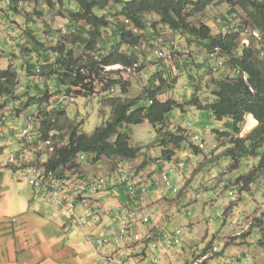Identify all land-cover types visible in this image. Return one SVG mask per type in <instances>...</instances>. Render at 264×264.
<instances>
[{"label": "rangeland", "instance_id": "1", "mask_svg": "<svg viewBox=\"0 0 264 264\" xmlns=\"http://www.w3.org/2000/svg\"><path fill=\"white\" fill-rule=\"evenodd\" d=\"M21 2L18 13L7 6L9 3H2L0 0V9L5 11L7 18L5 20L0 11V69H6L11 62L18 70L17 85L14 90L15 99L0 96V126L4 137L8 140L7 147L10 153L18 148L20 140L18 137L22 138L24 128L29 129V135L39 138L37 121H35L38 119L36 116L38 109L35 106L32 107L31 104L25 107L24 104L28 100L27 96L22 93L25 92L26 84L31 83L26 77L28 75L27 60L39 63L40 55L26 48V45L32 46V42L28 43L32 38L23 33L21 26H28L32 29L31 35L35 33V38L45 45L46 48L42 45L44 52L50 51L54 46L63 45L67 49H72L75 57L91 56L96 59L114 50L115 37L112 36L115 31L114 23L117 19L122 20V17L107 15L106 18L110 22L109 27L102 31L103 35L94 43V48L88 49L87 40H84L88 38V34H81L79 30L73 28L69 29L71 16H69L65 3L55 0V6L52 4L44 7L41 2L30 3L27 0ZM228 10L225 3L213 4L203 12L194 15L192 20L195 24L202 22L217 26ZM145 20V33L142 31L139 33L142 35L145 45L143 49L147 54L142 53L136 66L128 67L130 70L119 64L106 67L107 70L117 71L112 76L119 81L117 83L119 86L116 87V92L112 96L138 97L144 87L150 84L149 79L158 68L159 76L154 80L162 87L158 98L163 101L172 99L184 106L183 110L177 108L169 114L171 124L189 129L191 135H197V138L202 140L203 146L199 148V152L193 153V156L187 159L183 169L171 175V185L177 188V192L161 190V187L156 184V178L159 176V167L164 168L168 164L162 156L163 150H171L170 162L172 163L181 160L185 154L182 155L177 147L168 146L166 142L162 144V139L165 138L164 131L158 135L148 121L128 126L131 135L130 144L141 148L134 159L124 161L118 158L103 157V171L94 167L92 171L94 173L119 171L118 178L123 176L128 185L131 183L129 175L132 174L131 178L148 185L145 194L147 207L163 212V223L167 224L166 227L168 229L184 228L179 245L170 246L168 242V246L163 249H148L147 258L142 261L143 263L141 262L142 264H150L154 258L160 260L159 264H191L195 247L197 250H202L196 259H201L208 253L211 255L200 264H219L222 260L231 258L240 260L239 264H264V245L259 243V241L264 242V176L262 180L249 185L242 191L239 190L240 184L236 182L238 176L248 173L257 160L254 158L241 159L239 167L232 169L230 157L224 154L225 136L215 133L217 130L231 132V120L218 121L209 111L187 104L191 99L201 102L212 100V89H215L216 83L224 78L223 74L228 75L231 70L224 67L215 72L200 70L199 67L207 53L203 48L197 47L196 44L189 45L187 48L188 43L184 35L180 36L166 29L159 24V18L153 15L146 16ZM231 20L230 29L234 27L237 31L242 30L237 44L250 47L254 42L253 45H255L259 59L264 61V39L253 30L246 13L239 10L231 16ZM150 33H155V37L145 36ZM171 46L175 49L172 59L166 61L154 57V51L170 49ZM118 49L127 51L125 45H119ZM183 51H188V53L184 54ZM47 78L48 86L62 87L63 91L66 89L60 84L58 77L50 75ZM122 86L125 87L126 93L124 94H121ZM100 92L97 93L98 101H92L90 96L77 98L71 103L70 100L65 101L68 117L62 119L61 134L66 132L69 124L80 123L82 119L84 121L83 130L87 134H92L102 121L111 117L113 105L109 97H103L104 93L100 94ZM32 94L34 95L33 92ZM18 95H20L19 98H17ZM58 95H61V92ZM57 100L54 97L50 99V102L54 105ZM29 118H31L30 121ZM251 119L254 118L248 119L249 124L247 126L248 122H246L243 131L247 132L254 127L255 121ZM53 138L57 140L56 137ZM189 139L192 141V136ZM84 162L85 159L80 161L81 165H84ZM120 187L127 195L126 186L123 184ZM234 189L238 193L232 199L229 192ZM112 198L119 199V197L108 196V204L113 202ZM2 204L5 219L12 220V217L19 213L20 202L11 203L10 200H3ZM111 206H114L112 207L114 215L113 210L119 209L121 203L108 205L109 208ZM104 209L105 207L100 209V212L103 214V220H108ZM80 231L82 232L81 229ZM83 239L85 242V237ZM87 245L90 247L89 244ZM108 247L110 248L111 245ZM212 247H216L218 252L212 253ZM246 256H250L251 260H247Z\"/></svg>", "mask_w": 264, "mask_h": 264}, {"label": "trees", "instance_id": "2", "mask_svg": "<svg viewBox=\"0 0 264 264\" xmlns=\"http://www.w3.org/2000/svg\"><path fill=\"white\" fill-rule=\"evenodd\" d=\"M27 1L41 2L44 7L52 4L55 6V0ZM60 2L66 4L71 16L69 29L73 28L79 30L81 34H88V38H84L85 41L87 40L88 49L94 48V43L103 35L102 31L109 27L107 15H116L122 17V20L117 19L114 23L115 31L112 35L113 38L115 37L114 50L96 59L91 56L75 57L72 49H67L63 45L54 46L50 51L44 52L43 42L35 38V33L31 35L32 29L21 26L23 33L32 38L28 41L33 43L32 46L26 45V48L40 55L39 63L27 60L28 75L26 77L31 83L26 84L25 92L22 93L28 100L24 106L35 104L38 109L36 116L39 138H46L53 133V137H56V142L59 143L49 157L47 166L58 172L70 170L75 166V160L81 155L83 161L85 159L90 163H99L102 157L130 161L138 155L141 148L130 144L131 135L128 126L145 121L153 125L158 135L164 131L165 138L162 139V144L166 142L168 146L177 147L182 155L185 154L181 160L173 163L183 162L186 165L187 159L192 157L193 153L199 152V146L189 139L192 136L189 129L173 126L169 120V114L174 109H184L183 104L172 99L163 101L158 98L162 90L160 83L154 82L159 76L158 68L152 73L149 79L150 84L144 87L138 97L112 96L115 93L112 92V88L119 86L117 84L119 81L112 76L117 71L107 70L106 67L119 64L128 68L137 64L140 55L146 53L143 49L145 45L142 46L144 44L142 35L139 32H144L146 28V16L153 15L159 18V24L166 29L180 36L184 35L188 43L187 48L189 45L196 44L207 52L199 67L200 70L215 72L223 67L231 70L230 74H223L224 78L216 83L215 89H212V100L201 102L191 99L187 104L209 111L218 121L231 120V132L217 130L215 133L225 136L224 154L230 157L232 169L239 167L241 159L257 160L248 173L238 176L236 182L240 184L239 190L242 191L249 185L262 180L264 176V61L259 59L254 42L250 47L237 44L242 30L237 31L234 27L230 29V23L231 16L243 10L250 19L253 30L264 39V0H60ZM221 3H225L229 10L219 25L193 22L194 15L203 12L210 5ZM7 6L15 12L20 11L18 0H12ZM0 11H2L1 16H4L6 20L5 11L3 9ZM126 20L128 23L125 22ZM145 36L153 38L155 33ZM119 45H125L127 51H120ZM44 48H46L45 45ZM170 50L172 54L175 53L173 46ZM183 53L187 54L188 51ZM153 55L157 59L167 61ZM17 72V68L11 62L6 69H0V96L15 99ZM50 75L58 77L60 84L66 88L65 92L61 89L62 87H56V89L48 86L46 80ZM124 88L122 86L121 94L126 93ZM42 89H44L43 92H41ZM97 91H102L100 94L104 93L103 97H109L113 105L111 117L102 121L92 134H87L83 130V119L80 123L69 124L66 132L61 134L62 119L68 117L65 108L67 103L61 98L73 95L75 101L77 98L90 96L92 100V95L97 94ZM60 92L61 95H58ZM54 97L58 100L52 105L50 99ZM249 117L254 118L257 124L245 132L243 128ZM248 124L249 122L247 126ZM166 127H168L167 130ZM199 140L198 138L197 142ZM162 156L166 159L167 165L173 164L170 162L172 157L170 149L163 150ZM162 169L159 167L158 172ZM178 171L179 169L174 173ZM123 184L125 186L126 182L121 183ZM144 185L148 188L147 184L144 183ZM134 186L139 188L141 184L135 183ZM259 243L264 245L263 241Z\"/></svg>", "mask_w": 264, "mask_h": 264}, {"label": "built area", "instance_id": "3", "mask_svg": "<svg viewBox=\"0 0 264 264\" xmlns=\"http://www.w3.org/2000/svg\"><path fill=\"white\" fill-rule=\"evenodd\" d=\"M11 1L1 0L2 3H11ZM21 1L18 0L19 5H21ZM125 22L128 23L127 20ZM153 54L167 60L172 59L173 55L170 49L156 50ZM115 89L116 87L112 88V92H116ZM62 99L73 102L74 96L68 95L65 98L63 96ZM98 100V95L93 94L92 101ZM33 105L36 107L35 104ZM22 138L25 139L22 148L9 153L0 161V173H7L18 179L26 180L33 189L42 193L48 204L57 206V211L58 209L65 211L82 230L85 242L90 245L95 257L114 264H138L146 259L148 249H163L168 246V242H170V246L181 243L184 228L163 229V212L147 207L148 202L145 199L147 186L138 182V179L131 178L132 174L129 175L131 183L128 185L127 180H124L122 176L118 178L119 171L94 173L93 167L103 171V157L99 163L85 161V164L81 165L82 155L75 160L73 168L58 172L47 166L49 157L59 144L53 138V133L46 138H35L29 135L28 128H24ZM192 138L196 145L202 148L203 142L200 140L197 142V135H192ZM30 142L33 144L31 145ZM34 143L37 147L33 146ZM184 166L183 162L167 165L158 173L156 184L163 191L177 192V188L171 185L170 175ZM117 182L120 185L126 182L127 200L121 202L119 209L113 210L117 224L114 225L113 222L109 224L106 230L108 236H95L91 230L87 229V226L90 222L101 224L103 214L100 213V207L103 202L98 199L93 200L91 195L111 189L117 185ZM135 183H140L141 186L136 188ZM237 193L235 189L229 192L232 199ZM110 245L113 252L107 254ZM211 252L217 253L218 249L212 247ZM209 256H211L210 253L201 259H193L191 264H199ZM246 259L249 260L251 257L246 256ZM159 263L160 260L154 258L150 264ZM219 264H239V260L232 258L222 260Z\"/></svg>", "mask_w": 264, "mask_h": 264}, {"label": "crops", "instance_id": "4", "mask_svg": "<svg viewBox=\"0 0 264 264\" xmlns=\"http://www.w3.org/2000/svg\"><path fill=\"white\" fill-rule=\"evenodd\" d=\"M31 106L34 107V105ZM36 121L38 125V119ZM256 124L255 121L253 126ZM2 132L0 126V161L10 153L7 147L8 140ZM18 139H20L19 146L14 151L21 149L25 141L20 137ZM30 144L32 145L33 142ZM33 146L37 147L35 143ZM34 149L37 150V148ZM108 196L119 197V199L112 198L113 202L108 204ZM127 197L128 195L124 193L118 182L111 189L91 195L93 200L98 199L103 202L100 209L105 207L104 214L108 216L109 221L102 220L101 224L90 222L87 229L91 230L95 236H108L106 230L109 224L112 222L114 225L117 224L112 214L114 206L109 208L108 205L120 204L126 201ZM3 200H10L11 203L20 202L19 213L13 216L12 220L4 217ZM55 212H57L56 215H54ZM166 225L163 223L164 230L168 229ZM83 237V233L67 213L59 209L57 211V206L48 204L42 193L33 189L26 180L0 173V264H114L95 257L91 248L84 239L82 240ZM111 251L112 247L107 254H111ZM201 251L195 247L192 260L196 259Z\"/></svg>", "mask_w": 264, "mask_h": 264}, {"label": "bare ground", "instance_id": "5", "mask_svg": "<svg viewBox=\"0 0 264 264\" xmlns=\"http://www.w3.org/2000/svg\"><path fill=\"white\" fill-rule=\"evenodd\" d=\"M251 120L256 121V120H254V119H251ZM256 122H257V121H256Z\"/></svg>", "mask_w": 264, "mask_h": 264}, {"label": "clouds", "instance_id": "6", "mask_svg": "<svg viewBox=\"0 0 264 264\" xmlns=\"http://www.w3.org/2000/svg\"><path fill=\"white\" fill-rule=\"evenodd\" d=\"M248 122V121H247ZM240 261V260H239Z\"/></svg>", "mask_w": 264, "mask_h": 264}]
</instances>
